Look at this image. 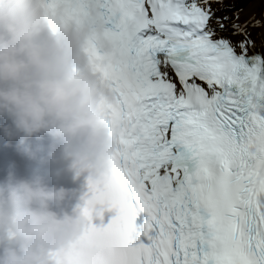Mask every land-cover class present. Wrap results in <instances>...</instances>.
Here are the masks:
<instances>
[{
	"label": "snow or ice",
	"instance_id": "obj_1",
	"mask_svg": "<svg viewBox=\"0 0 264 264\" xmlns=\"http://www.w3.org/2000/svg\"><path fill=\"white\" fill-rule=\"evenodd\" d=\"M98 8L115 93L105 195L118 215L54 254L64 264H264V0H46ZM146 214L136 224L138 214ZM85 216L89 209H83Z\"/></svg>",
	"mask_w": 264,
	"mask_h": 264
},
{
	"label": "clouds",
	"instance_id": "obj_2",
	"mask_svg": "<svg viewBox=\"0 0 264 264\" xmlns=\"http://www.w3.org/2000/svg\"><path fill=\"white\" fill-rule=\"evenodd\" d=\"M98 11L90 5L77 20L59 8L53 15L46 0H0V132L30 158L37 157L33 137L59 142L75 174L87 172L91 193L70 212L69 189L9 171L0 180V264H64L54 254L95 227L91 214L118 210L104 194L116 148L107 106L117 97L84 50L95 39L101 51H111Z\"/></svg>",
	"mask_w": 264,
	"mask_h": 264
},
{
	"label": "bare ground",
	"instance_id": "obj_3",
	"mask_svg": "<svg viewBox=\"0 0 264 264\" xmlns=\"http://www.w3.org/2000/svg\"><path fill=\"white\" fill-rule=\"evenodd\" d=\"M260 31H264V29H254L253 30L254 38H256L257 33L260 32Z\"/></svg>",
	"mask_w": 264,
	"mask_h": 264
},
{
	"label": "rangeland",
	"instance_id": "obj_4",
	"mask_svg": "<svg viewBox=\"0 0 264 264\" xmlns=\"http://www.w3.org/2000/svg\"><path fill=\"white\" fill-rule=\"evenodd\" d=\"M253 37H254V33H253Z\"/></svg>",
	"mask_w": 264,
	"mask_h": 264
}]
</instances>
